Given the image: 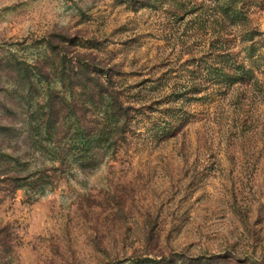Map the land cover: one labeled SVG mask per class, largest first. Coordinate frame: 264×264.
I'll use <instances>...</instances> for the list:
<instances>
[{
  "label": "rangeland",
  "instance_id": "374dc122",
  "mask_svg": "<svg viewBox=\"0 0 264 264\" xmlns=\"http://www.w3.org/2000/svg\"><path fill=\"white\" fill-rule=\"evenodd\" d=\"M59 33L124 116L53 74L43 128ZM0 264H264V0H0Z\"/></svg>",
  "mask_w": 264,
  "mask_h": 264
},
{
  "label": "trees",
  "instance_id": "16d2710c",
  "mask_svg": "<svg viewBox=\"0 0 264 264\" xmlns=\"http://www.w3.org/2000/svg\"><path fill=\"white\" fill-rule=\"evenodd\" d=\"M57 39L56 42L50 39L47 40V46L53 55L50 61L38 59L33 63H29L26 59L13 58V62L8 65L26 85V89L35 88L37 86L36 79H43L50 85L51 75L56 74L63 86L67 88L79 86L80 89L88 91L89 97L86 98V102L89 104L96 102L93 100L91 93L97 91L105 103L114 105L115 114L124 116L125 107L117 99L118 89L115 87L109 71H101V74H105L104 80L100 77V73L98 74L101 69H97L95 65L87 61L81 62L80 59L72 61L67 54L71 44L75 42L74 38L59 33ZM9 74H11L10 77L14 76L11 71ZM43 105L45 111L42 113V125L45 130L50 131L59 118L61 108L63 106L70 107L74 104L68 102L65 94H60L58 90L50 85ZM84 109L87 110V107L85 106Z\"/></svg>",
  "mask_w": 264,
  "mask_h": 264
}]
</instances>
